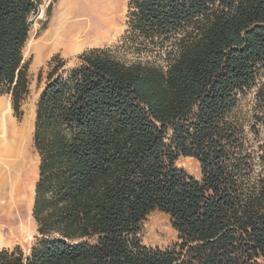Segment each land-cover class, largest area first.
I'll use <instances>...</instances> for the list:
<instances>
[{
	"label": "trees",
	"instance_id": "trees-1",
	"mask_svg": "<svg viewBox=\"0 0 264 264\" xmlns=\"http://www.w3.org/2000/svg\"><path fill=\"white\" fill-rule=\"evenodd\" d=\"M41 1L0 0V95L17 118ZM126 17L115 47L67 69L52 58L32 133L36 234L0 264H264V0H129ZM154 210L171 247L141 241Z\"/></svg>",
	"mask_w": 264,
	"mask_h": 264
},
{
	"label": "rangeland",
	"instance_id": "rangeland-1",
	"mask_svg": "<svg viewBox=\"0 0 264 264\" xmlns=\"http://www.w3.org/2000/svg\"><path fill=\"white\" fill-rule=\"evenodd\" d=\"M62 1L42 0L38 11L30 18L31 28L23 49V59L28 65L29 84L28 93L22 103L21 118L13 114L9 96L0 95V107L2 113L8 110L6 119L10 130L9 135L15 136L16 148L14 156L0 155V173H4L3 180L7 182L14 178L18 181V190L16 182L17 207L6 221L7 223L5 225L2 223L3 235L0 250L18 246L27 252L36 234V224L31 215V208L34 185L38 176L39 157L33 147L32 133L36 103L45 85L52 58L58 57L64 60L65 65L62 69H67L84 51L92 48L115 47L127 28L126 15L129 0H70L72 18L79 20L68 27L75 31L82 25L83 28L86 26L90 28L88 37L95 40L75 51L55 50L45 53L39 41L43 32L54 24ZM178 165L193 176L199 174L198 162L191 157H181ZM2 202L3 199H0V219L6 212V206ZM140 238L146 246L164 249L171 247L177 241V233L171 226L169 216L154 210L143 221Z\"/></svg>",
	"mask_w": 264,
	"mask_h": 264
},
{
	"label": "bare ground",
	"instance_id": "bare-ground-1",
	"mask_svg": "<svg viewBox=\"0 0 264 264\" xmlns=\"http://www.w3.org/2000/svg\"><path fill=\"white\" fill-rule=\"evenodd\" d=\"M70 2V0H63L60 3L59 15L55 22H53L54 24L52 27H48L41 36L39 45L41 44L45 53H51L55 50L75 51L95 40L88 37L90 28L86 26V29L82 25L80 29H76L75 31L68 27L79 20L72 18ZM6 112L8 110L2 113L0 107V155L14 156L16 154L15 136L9 135L10 130L8 128ZM3 174L0 173V199H3L2 203L6 206V212L2 215V219H0V242L3 235L1 233L2 223L4 225L7 223L6 221L12 216L13 211L17 207L16 182L18 190L17 179L14 178L12 181L7 182L3 180Z\"/></svg>",
	"mask_w": 264,
	"mask_h": 264
}]
</instances>
